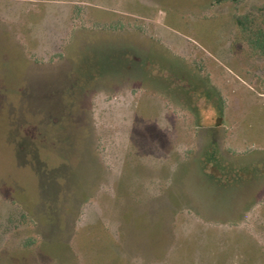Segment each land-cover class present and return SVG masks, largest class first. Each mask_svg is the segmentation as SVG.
<instances>
[{
  "label": "rangeland",
  "instance_id": "rangeland-1",
  "mask_svg": "<svg viewBox=\"0 0 264 264\" xmlns=\"http://www.w3.org/2000/svg\"><path fill=\"white\" fill-rule=\"evenodd\" d=\"M0 264H264V0H0Z\"/></svg>",
  "mask_w": 264,
  "mask_h": 264
}]
</instances>
